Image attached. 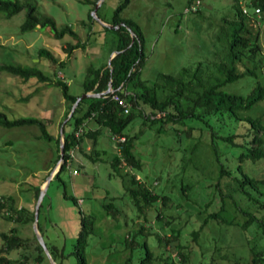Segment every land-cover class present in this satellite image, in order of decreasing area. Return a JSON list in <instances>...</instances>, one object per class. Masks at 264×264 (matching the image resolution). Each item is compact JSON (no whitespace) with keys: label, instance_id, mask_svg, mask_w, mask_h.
<instances>
[{"label":"rangeland","instance_id":"rangeland-1","mask_svg":"<svg viewBox=\"0 0 264 264\" xmlns=\"http://www.w3.org/2000/svg\"><path fill=\"white\" fill-rule=\"evenodd\" d=\"M20 1L34 5L37 15L53 18L55 26L38 24L22 30L27 5L11 16L0 12V63L36 64L48 74L49 80L42 81L35 76L24 79L18 74L0 71V110L9 118L31 115L41 118L47 130L61 139V121L70 111V102L64 98L61 85L54 81L64 80L68 91L79 96L84 93L87 68L109 65L111 53L118 50L119 33L105 28L100 18L111 23L121 0H103L96 16L92 13L95 6L92 0ZM192 2L194 0H129L120 11V16L134 20L143 32L144 58L140 78L147 84L152 85L160 73L178 74L183 66L194 65L199 60L211 62L220 59L222 53L215 50L223 48L226 42L223 17L232 15L239 7L248 10V0H200L198 11H186L185 8ZM248 21L251 30L259 34L263 66L258 70L257 77L247 75L244 81L239 80L226 87L244 93L257 78L264 82V22L252 18ZM219 34L220 37H217ZM69 43L78 45L69 48ZM43 47L53 53L56 61L38 54ZM126 87L128 90L136 89L131 83ZM86 105L84 102L83 107ZM144 110L150 111L146 106ZM81 112L79 110L75 115ZM251 114H259L264 120V100ZM74 120L75 117L65 124L64 132L76 126ZM189 125L194 126L190 135L185 130ZM81 127L83 130L100 128L96 143L93 145L92 139L83 135L70 167L49 180L39 206L38 229L47 244L56 246V262L78 264V255L74 250L84 216L91 228L84 249L86 264H138L146 253L144 241L155 254L162 251L163 254L170 253L175 264H181L175 246L179 240L157 243L155 233L171 236L170 227H179L180 242L190 246L185 248L189 250L186 264L209 261L212 255L220 264L231 263L235 258L249 261V244L245 232L237 224L211 219L201 230L197 241L190 236V231L199 227L205 212L215 210L221 201L220 188L216 185L217 163L202 121L187 118L184 122L171 125L167 132H158L157 124L146 125L141 115L134 116L124 131L139 133L134 151L140 157L142 166H128L126 171L122 168L115 170L112 166L111 160L120 153V149L107 127L99 126L93 119H85ZM40 134L36 124L0 125V199L11 196L16 207L23 205L35 210V186H44L50 171L59 167L60 160L56 162L57 142L46 140ZM224 146L223 141H219L221 152L225 150ZM84 151H90L95 158ZM222 158L224 160V154ZM244 167L257 178L264 176V158L254 164L246 160ZM73 170L77 172L73 173ZM131 174L154 191L167 194V204L155 201L147 210L139 212L127 191ZM235 198L240 206H245V201L238 194ZM108 201L119 208L116 215L104 208L103 203ZM227 206L229 215L241 218L232 202ZM8 211L15 216L13 210ZM158 211L162 219L156 217ZM141 226L145 229L137 232ZM11 228L26 237L28 243L25 247L13 249L9 257L24 259L25 264H51L45 251L40 262L35 260L39 253L36 247L39 241L33 221L9 219L0 212V232ZM247 232L258 242L264 241V236L256 234V222ZM130 238L138 244L127 246L125 240ZM2 244L0 236V247ZM220 254L227 257L222 258Z\"/></svg>","mask_w":264,"mask_h":264},{"label":"trees","instance_id":"trees-1","mask_svg":"<svg viewBox=\"0 0 264 264\" xmlns=\"http://www.w3.org/2000/svg\"><path fill=\"white\" fill-rule=\"evenodd\" d=\"M96 1L92 0L93 3ZM128 1H120L111 21L112 24L124 22L118 28H110L119 33L118 51L113 54L109 65L105 68L89 66L83 84L84 92H102L111 83L114 91L126 99L129 110L123 112L122 106L112 98L111 92L81 98L71 116L66 121H61L64 141L63 158H66L71 146L76 142H81L83 135L91 138L93 145L96 143L100 128L85 129L78 138L74 135L85 119H93L99 126L107 127L114 136H124L123 140H116L120 153H117L111 160L112 166L118 171L121 168L122 171H126L128 166H142L140 157L134 151L135 139L139 133L130 134L124 131L125 126L134 116L141 115L143 123L146 125L157 124L156 130L158 132H167L171 125L184 122L187 118L202 121L203 127L207 128L210 149L217 163L216 185L220 188L221 201L215 210L205 212L199 227L192 229L190 236L193 241H197L201 230L211 219L227 224H237L245 232V238L249 244L250 259L246 262L242 258H235L227 264H264V241L258 242L253 235H249L247 232L251 224L256 222V234L260 237L264 236V189L262 188V186L264 187V176L257 178L244 167L246 160L254 164L259 159L264 158V120L259 114H251L256 109L257 104L264 100V82L257 78L252 87L245 93L233 88H226L227 85L236 81H244L243 78L247 75L257 77L258 70L263 66L259 34L251 30L248 20L252 18L264 22V0H248V10L239 7L232 15L223 17L226 42L223 48L215 50L217 53H222L220 59L211 62L199 60L194 65L183 66L178 74L160 73L152 85L140 78V68L144 58L143 32L134 20L120 16V11L128 4ZM25 5L28 6V11L24 22L21 24L22 30L34 28L38 24L55 26L53 18L37 15L34 5L22 3L20 0H0V12L6 16H11ZM103 26L109 28L104 24ZM69 31L75 34L72 29ZM132 37H134L133 41ZM217 37H220V34ZM76 45L78 43H69V48H74ZM38 54L47 56L53 62L56 61L53 53L47 48H40ZM3 70L18 74L24 79L35 76L42 81L49 80L48 74L36 64L22 65L1 62L0 71ZM54 83L61 85L64 98L70 102L69 107L71 108L77 96L68 91V85L64 80L57 79ZM129 83L133 84L136 89L128 90L126 86ZM84 102L87 103L85 107H83ZM145 106L150 109L149 112H145ZM79 110H82L81 114L75 115ZM241 112H247V114H241ZM73 117H75L76 126L72 130L64 132L65 124ZM30 124L39 126L40 137L46 140L54 139L57 142V162L61 156L60 137L51 134L41 118L33 115L9 118L4 111L0 110V125L2 126L12 127ZM193 127V125H189L185 128L188 135L192 133ZM219 141H223L225 145L223 152L218 148ZM196 144L193 149H195ZM84 153L95 158L90 151H84ZM222 154H224V160ZM65 168V162H62L54 176H58ZM127 191L132 196L139 212L147 210L155 201L160 200L165 205L169 199L167 194L154 191L153 188L138 179L135 174H131ZM39 192L40 185H36V197H38ZM236 194L245 201V206H240L241 204L235 198ZM71 196L77 200L75 196ZM13 201L11 196L0 199V212L4 217L21 222L34 220V210H29L23 205L16 207ZM229 202H232L235 210L240 212L241 218L237 215H229L227 206ZM103 206L113 215L119 212V208L114 207L112 202H105ZM8 210H13L15 216ZM156 217L162 219L160 211L156 213ZM144 229V226H141L137 232ZM90 230L91 228H89L84 216L76 240V250H74L78 255V264H86L84 249L87 244L86 236ZM155 234L157 243H162L163 240H179L175 243L176 254H178L181 264L187 263L189 250H185V248L187 246L190 248V246L180 242L181 230L179 227H170L169 235L171 236H162L159 232ZM0 236L3 239V244L0 247V264H25L26 260L17 257L12 258L8 254L15 248L25 247L28 243L27 238L20 236L15 228L1 231ZM125 244L134 247L138 243L130 238L125 240ZM144 245L146 253L140 258L138 264H175L170 253L163 254L162 251L160 254H155L148 247L147 241H144ZM36 247L39 253L35 256V260L40 262L44 249L39 242H37ZM47 247L56 260L54 253L56 246L47 244ZM217 250H220V246L217 247ZM220 256L222 258L227 257L226 254H220ZM215 260L216 257L212 255L209 261L201 260L197 264H220L216 263ZM57 264L60 263L57 262Z\"/></svg>","mask_w":264,"mask_h":264},{"label":"water","instance_id":"water-1","mask_svg":"<svg viewBox=\"0 0 264 264\" xmlns=\"http://www.w3.org/2000/svg\"><path fill=\"white\" fill-rule=\"evenodd\" d=\"M103 0H97L95 2V6L93 8V11L92 13L96 16V12H97V8L98 6L101 4ZM100 21L102 22V24L108 26L109 28H118L120 26V24H124V22H121V23H118V24H112V23H109L105 20H103L102 18H100ZM132 32V31H131ZM134 40V37H132V41ZM118 50L114 51V53H116ZM113 55H111V58H112ZM114 89L112 88L111 86V83H109V86L108 88H106L104 91L102 92H92V91H85L84 93H82L81 95L77 96L75 101L72 103V106L70 108V111L68 112L67 114V117L65 118L64 121H66L70 116L71 114L73 113L76 105L78 104L79 100L85 96H92V95H101L102 93H108V92H112ZM62 126H61V134H62ZM63 150H64V141H63V138L60 139V162H59V167H60V164H61V160L63 159ZM58 167V169H59ZM57 169V170H58ZM56 170V171H57ZM56 171H54V169H52L50 171V173L48 174L47 178H46V181H45V184L44 186H41L40 187V192L38 194V197H37V200H36V204H35V210H34V220H33V227H34V230L36 232V236L38 238V241L39 243L41 244V246L43 247L45 253L47 254L48 258L50 259V262L51 264H57L56 260L53 258L52 254L50 253V250L49 248L47 247V244L45 242V240L43 239V236L42 234L39 232V229H38V224H37V220H38V211H39V206H40V203H41V200L44 196V193L46 191V188L48 186V183H49V180L53 177V175L56 173Z\"/></svg>","mask_w":264,"mask_h":264},{"label":"built area","instance_id":"built-area-1","mask_svg":"<svg viewBox=\"0 0 264 264\" xmlns=\"http://www.w3.org/2000/svg\"><path fill=\"white\" fill-rule=\"evenodd\" d=\"M199 4H200V0H194V2H192L189 6H187L185 8L186 11L192 10V11H196L199 8ZM245 10V8H243ZM111 96L112 98L118 102L119 105L122 106L123 108V112H128L129 110V104L127 103L126 99L121 96L118 92H115L114 90L111 92ZM83 128L80 126L74 133L75 137L78 138L80 136V134L83 132ZM113 138H115L116 140H123L124 136H117V135H113ZM80 143L76 142L73 146L70 147V149L68 150V155L66 156V158L62 159V162H65L66 167H70L71 162L74 158V151L75 149H77L79 147ZM77 170H73V173H76Z\"/></svg>","mask_w":264,"mask_h":264},{"label":"crops","instance_id":"crops-1","mask_svg":"<svg viewBox=\"0 0 264 264\" xmlns=\"http://www.w3.org/2000/svg\"><path fill=\"white\" fill-rule=\"evenodd\" d=\"M108 22V21H107ZM114 51L111 53V55H113Z\"/></svg>","mask_w":264,"mask_h":264}]
</instances>
